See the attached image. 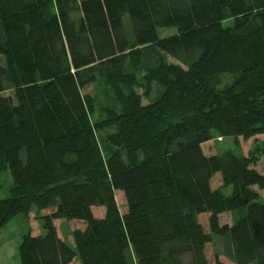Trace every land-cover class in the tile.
<instances>
[{
    "label": "trees",
    "instance_id": "16d2710c",
    "mask_svg": "<svg viewBox=\"0 0 264 264\" xmlns=\"http://www.w3.org/2000/svg\"><path fill=\"white\" fill-rule=\"evenodd\" d=\"M166 28L178 34L160 38ZM0 56V177L10 171L15 183L0 230L31 221L21 264H210L215 238L231 262L215 264H264L253 189L264 175L251 159L226 166L203 151L216 135H264V0H0ZM99 73L125 107L93 124L82 90ZM9 76L15 97L4 95ZM154 84L165 91L146 106L137 89ZM107 130L105 156L97 133ZM255 152L264 157V144ZM219 173L231 196L212 189ZM37 220L44 234L33 233ZM62 220L81 222L74 247Z\"/></svg>",
    "mask_w": 264,
    "mask_h": 264
},
{
    "label": "rangeland",
    "instance_id": "374dc122",
    "mask_svg": "<svg viewBox=\"0 0 264 264\" xmlns=\"http://www.w3.org/2000/svg\"><path fill=\"white\" fill-rule=\"evenodd\" d=\"M127 26H129V18L126 17L124 19ZM234 21L230 20L225 25L230 27L233 26ZM178 34V30L176 28H166L160 29L159 35L160 38H167ZM167 61L171 64H177L174 60L168 59ZM0 65L7 67L6 61L3 57L0 56ZM86 75V73H85ZM142 75L140 74L139 78ZM233 81V77L226 76L224 77V86L231 84ZM165 91V88L160 85H153L149 94L146 95L147 91L144 89H137V92L143 96L144 105H150L157 101ZM128 91L123 89V94H127ZM82 94L84 97L89 98L94 103L95 112L91 116V122L93 124L97 122H101L107 120L109 117H112L114 114H120L124 110V101H120L117 95L116 90L113 89L112 85L108 81L107 77L102 74H98L95 81L89 83L87 87L82 90ZM6 97H15V86L13 83L12 77H8L6 79V92L4 94ZM113 130H107L105 133L99 134L97 133V142L100 150L103 155H107L106 145L107 136L113 134ZM264 144V135H258L256 137H252L250 139H245L243 137L240 138H220L218 135L214 137V140L203 145V151L207 156H219L223 163L227 166L230 163H233L235 159L240 161L251 159L255 164H252L251 168H254L260 174L264 175V157H260L257 161L255 159L256 148L258 145ZM25 152L22 154V159H25ZM14 180L10 171H5L0 177V200L7 199L10 197V190L14 187ZM212 189L219 190L224 196H231L234 192L233 181L231 183H227L225 180L224 173L217 174L212 180ZM258 194L260 198V202L264 203V190L259 189L258 187L253 188ZM118 204L121 210L124 211L123 202L121 199L117 197ZM174 206L177 207L178 203L174 202ZM244 214L243 212L238 213H227L220 217V221L222 225H233L236 223ZM33 215H40L37 207L33 208ZM23 220L25 223L23 224ZM197 220L200 224H202L207 231H209V215L208 214H200L197 215ZM30 220L25 216H20L17 221H15L16 226H13L15 230H18L20 235L23 237L27 235L31 231ZM61 224V233L67 243L74 247V241L72 237V231L78 227L81 222L78 221H60ZM12 226V225H11ZM18 227V229H16ZM38 227V228H37ZM37 227L33 226V233L37 235L38 232L44 234L43 223L40 220H37ZM5 231L7 234L8 230ZM9 234V233H8ZM1 237H4L3 235ZM20 255V250H19ZM206 255L210 262V264H215L216 259H219L225 263H231L230 260L225 255V245L221 239L215 238L214 241L207 246ZM80 264V263H78Z\"/></svg>",
    "mask_w": 264,
    "mask_h": 264
},
{
    "label": "crops",
    "instance_id": "0c3cea01",
    "mask_svg": "<svg viewBox=\"0 0 264 264\" xmlns=\"http://www.w3.org/2000/svg\"><path fill=\"white\" fill-rule=\"evenodd\" d=\"M19 217L0 230V264H21L19 250L24 236L22 237L18 230L12 228L13 226H16L13 223H15ZM24 223L25 220H23V224ZM8 227L11 228H9L10 230L5 234ZM16 229H18V227H16ZM2 235L4 237H1Z\"/></svg>",
    "mask_w": 264,
    "mask_h": 264
}]
</instances>
